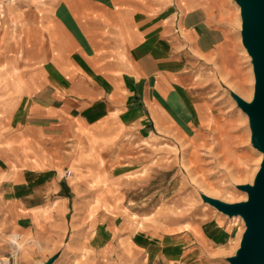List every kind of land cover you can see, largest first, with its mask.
<instances>
[{
  "label": "rangeland",
  "instance_id": "rangeland-1",
  "mask_svg": "<svg viewBox=\"0 0 264 264\" xmlns=\"http://www.w3.org/2000/svg\"><path fill=\"white\" fill-rule=\"evenodd\" d=\"M230 1V37L221 43L209 32V48L185 44L182 37L189 38L192 27L177 13V42L161 49L177 61V78L167 70L149 74L151 111L97 153L88 177L65 165L58 180L14 184L0 171V264H44L52 256V264H229L244 221L201 194L226 203L246 200L236 185L252 184L262 160L251 144L248 117L230 95L249 102L254 85L239 7ZM21 6L22 0H0V45L16 32L10 12ZM66 169L72 171L68 178L61 176ZM58 184L67 191L61 204L58 197L36 194L53 193ZM34 206L40 208L27 209Z\"/></svg>",
  "mask_w": 264,
  "mask_h": 264
},
{
  "label": "crops",
  "instance_id": "crops-1",
  "mask_svg": "<svg viewBox=\"0 0 264 264\" xmlns=\"http://www.w3.org/2000/svg\"><path fill=\"white\" fill-rule=\"evenodd\" d=\"M22 2L9 15L16 32L0 45V171L14 184L58 180L65 165L88 177L97 153L151 111L148 78L163 70L177 78V61L161 51L177 42V13L192 27L182 38L193 50L209 48V32L229 38L235 15L230 0ZM60 188L36 194L61 204Z\"/></svg>",
  "mask_w": 264,
  "mask_h": 264
},
{
  "label": "water",
  "instance_id": "water-1",
  "mask_svg": "<svg viewBox=\"0 0 264 264\" xmlns=\"http://www.w3.org/2000/svg\"><path fill=\"white\" fill-rule=\"evenodd\" d=\"M239 7L240 39L250 56L254 85L251 101L230 91L231 97L248 117L251 144L262 152V160L252 184L236 185L247 193V199L226 203L201 194L204 202L228 217L240 216L244 231L229 264H264V0H234ZM55 256L44 264H52Z\"/></svg>",
  "mask_w": 264,
  "mask_h": 264
},
{
  "label": "built area",
  "instance_id": "built-area-1",
  "mask_svg": "<svg viewBox=\"0 0 264 264\" xmlns=\"http://www.w3.org/2000/svg\"><path fill=\"white\" fill-rule=\"evenodd\" d=\"M71 174H72L71 169H66V170L63 171L61 176L64 177V178H68V177H70ZM10 256L12 257V255H10ZM6 264H14V263H9V260L7 259Z\"/></svg>",
  "mask_w": 264,
  "mask_h": 264
}]
</instances>
